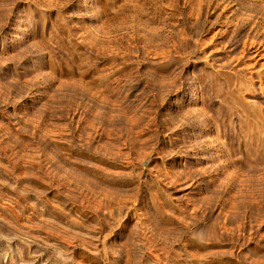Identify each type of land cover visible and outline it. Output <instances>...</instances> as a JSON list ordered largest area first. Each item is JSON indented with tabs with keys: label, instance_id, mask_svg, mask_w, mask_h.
I'll return each mask as SVG.
<instances>
[{
	"label": "rangeland",
	"instance_id": "1",
	"mask_svg": "<svg viewBox=\"0 0 264 264\" xmlns=\"http://www.w3.org/2000/svg\"><path fill=\"white\" fill-rule=\"evenodd\" d=\"M263 73L264 0H0V264H264Z\"/></svg>",
	"mask_w": 264,
	"mask_h": 264
},
{
	"label": "bare ground",
	"instance_id": "2",
	"mask_svg": "<svg viewBox=\"0 0 264 264\" xmlns=\"http://www.w3.org/2000/svg\"><path fill=\"white\" fill-rule=\"evenodd\" d=\"M261 70H262V69H261ZM263 75H264V73H263ZM260 78H261V77H260ZM262 80H263V79H262ZM262 80H261V81H262Z\"/></svg>",
	"mask_w": 264,
	"mask_h": 264
}]
</instances>
